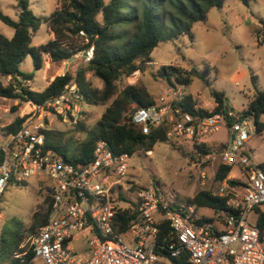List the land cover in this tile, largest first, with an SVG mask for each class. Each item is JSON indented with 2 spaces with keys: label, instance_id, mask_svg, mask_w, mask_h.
Listing matches in <instances>:
<instances>
[{
  "label": "built area",
  "instance_id": "2783aa9c",
  "mask_svg": "<svg viewBox=\"0 0 264 264\" xmlns=\"http://www.w3.org/2000/svg\"><path fill=\"white\" fill-rule=\"evenodd\" d=\"M86 55L90 60L92 49ZM170 93L171 99L162 97L150 108L135 110L132 123L143 134L166 125L169 139L193 144L228 129L230 140L218 156L219 165L232 171L215 192L226 198L225 210L208 218L195 204L180 202L153 184L135 190L136 204L120 206L123 197L114 194L127 175L128 154H115L101 140L89 164L75 165L47 147L43 122L25 120L0 144V197L10 183L22 187L31 178L46 179L51 182L44 185L49 188L50 213L30 238V248L16 254V259L24 261L21 257L32 251L28 264H156L162 260L160 251H166L173 258L187 254L189 264H264V230L259 226L264 219V172L252 163L246 148L256 133L253 119L229 109L196 117L175 105L183 99L175 88ZM81 98L73 84L37 107L67 118L78 110ZM200 179L206 182L209 176L201 172ZM231 181L239 185L232 186ZM123 211H128L130 220L120 232L115 217ZM251 212L256 215L254 224L248 222ZM203 217L210 221L203 222Z\"/></svg>",
  "mask_w": 264,
  "mask_h": 264
},
{
  "label": "rangeland",
  "instance_id": "374dc122",
  "mask_svg": "<svg viewBox=\"0 0 264 264\" xmlns=\"http://www.w3.org/2000/svg\"><path fill=\"white\" fill-rule=\"evenodd\" d=\"M105 1L108 3L110 0ZM28 2L33 13L42 18L49 17L60 3L59 0ZM18 3L19 0H0V8L5 15L18 20L21 13ZM261 20H264V0H253L249 5H244L240 0H227L221 8H211L206 20L194 24L192 38L182 36L161 42L152 52V63L146 70L135 72L117 83V94L128 86H135L144 90L158 104L162 97L171 99L170 90L175 88L182 96H191L203 109L213 111L216 103L211 91L215 90L224 93L226 107L231 112L242 114L257 89L264 90V42H261L264 40V33L262 34ZM116 31L123 37L131 32L129 27H119ZM0 32L9 39L14 35V29L1 20ZM52 38L43 23L33 34L32 45L46 44ZM87 57L79 54L72 62L58 65L46 58L43 68L36 70L29 55L19 69L23 74L33 76V80L27 81L19 77L12 82H20L35 92H41L56 76L64 75L67 71L75 73L85 65ZM163 66H172L187 74L194 70L198 75H190L189 82L181 84L175 75H160ZM87 79L93 88L103 87L102 82L92 74H88ZM10 82V78L0 75L1 85L7 86ZM114 100L115 97L105 105L97 106L87 105L80 100L73 116L64 118L31 103L20 104L18 100L0 98V144L5 141L4 128L16 118L26 117L25 120L43 122L46 130L58 133L56 141L72 154L86 140L87 134L96 129L103 113ZM136 107L134 105L131 108ZM262 121L264 122V116ZM229 140V131L223 128L207 138L209 154L198 156V149L192 142L176 139L159 143L148 153L136 152L128 160L127 175L116 187L115 197H123L118 200V204L124 207L138 202L137 192L132 190L134 186L138 190L149 188L153 184L156 190L174 195L180 202H186L203 190L215 193L218 184L213 181V177L220 163L217 152ZM246 148L252 163L258 166L264 164V130L255 133ZM195 163L199 166L194 167ZM201 172L209 176L206 182L200 179ZM44 185L50 186L51 182L31 178L22 187L10 183L0 197V241L5 240L14 255L30 248V238L35 233L31 230L34 215L39 213L41 217L47 212L50 193L49 188ZM200 213L208 215V218L219 216L205 209ZM255 218V212L249 213L248 222L254 224ZM216 226L222 228L220 223ZM73 246L78 247L76 242ZM156 264L169 263L161 260Z\"/></svg>",
  "mask_w": 264,
  "mask_h": 264
},
{
  "label": "trees",
  "instance_id": "16d2710c",
  "mask_svg": "<svg viewBox=\"0 0 264 264\" xmlns=\"http://www.w3.org/2000/svg\"><path fill=\"white\" fill-rule=\"evenodd\" d=\"M55 11L46 18L37 17L29 7L28 0H19L21 13L18 20L5 15L0 8V20L14 29L12 38L5 37L0 32V75L8 77L11 82L7 86L0 84V98L18 100L21 103H31L43 106L48 99L61 96L67 87L76 84L81 100L87 105H105L115 97L114 102L103 113L95 130L87 134L84 142L77 146L74 153L62 148L57 142L58 133L44 130L47 147L54 149L66 161L79 165H87L93 160V152L99 141H105L117 155L128 154L130 157L138 151L145 153L154 150L159 143H167L168 127L166 125L143 134L141 129L132 123V114L140 107L150 108L157 103L148 94L135 86H128L117 94V83L132 76L135 72L144 71L152 63L151 54L163 41L175 40L182 36L192 38L191 30L194 24L204 21L211 8H221L227 0H59ZM249 5L253 0H240ZM99 17L101 20H99ZM45 23L53 38L46 44L32 45V36ZM264 33V20H261ZM119 27H129L131 32L126 37L116 31ZM264 35V34H263ZM262 43L264 40L261 41ZM92 49L93 56L75 73L67 71L59 75L41 92H35L30 87L13 83L19 77L27 81L33 76L23 74L19 66L31 56L36 70L43 68L45 59L52 64H63L84 52ZM92 74L99 79L103 87L93 88L87 75ZM175 75L176 80L188 83L190 75H198L196 71L188 74L172 66H163L160 75ZM170 81V80H169ZM257 89V88H256ZM211 96L217 104L213 111L197 107L191 96H183L176 106L196 117L204 118L212 114L226 112L223 92L211 91ZM136 108H131L133 106ZM243 117H250L256 125V133L264 130V90L257 89L254 98L242 112ZM16 118L5 129L6 134L19 130L25 121ZM48 123V122H47ZM55 137V138H54ZM198 156L209 154L207 140L194 144ZM199 159V158H198ZM1 164V159H0ZM264 172V164L259 165ZM232 169L219 165L213 181L218 185L226 179ZM232 186H238V181H231ZM132 190H137L132 187ZM50 201V196H48ZM195 204L197 208L214 210L220 214L225 210L226 198H220L211 191H200L186 201ZM50 210L41 217L36 213L31 227L32 232L42 227L48 220ZM41 215V214H40ZM128 211L120 212L115 220L120 225L118 231L124 232L128 227ZM203 222L210 220L203 217ZM168 225H164L167 230ZM264 230V219L259 224ZM23 252V251H22ZM161 259L169 264H189L188 255L182 254L173 258L166 251H160ZM12 248H8L5 240L0 241V264H28L33 257L29 251L24 261L14 257Z\"/></svg>",
  "mask_w": 264,
  "mask_h": 264
},
{
  "label": "water",
  "instance_id": "95a60500",
  "mask_svg": "<svg viewBox=\"0 0 264 264\" xmlns=\"http://www.w3.org/2000/svg\"><path fill=\"white\" fill-rule=\"evenodd\" d=\"M86 54H87V53L84 52V53H83V56H86ZM72 61H73V59H71L69 62H72ZM227 109H228V108H226V111H227ZM221 153H222V150H221L220 152H218L217 155H220Z\"/></svg>",
  "mask_w": 264,
  "mask_h": 264
},
{
  "label": "crops",
  "instance_id": "0c3cea01",
  "mask_svg": "<svg viewBox=\"0 0 264 264\" xmlns=\"http://www.w3.org/2000/svg\"><path fill=\"white\" fill-rule=\"evenodd\" d=\"M194 100V99H193ZM194 102L196 103V105H197V107H200V108H202L195 100H194ZM159 103V102H158ZM216 106H217V104H216ZM218 152H220V151H218ZM217 152V153H218ZM202 210H204V209H202Z\"/></svg>",
  "mask_w": 264,
  "mask_h": 264
}]
</instances>
